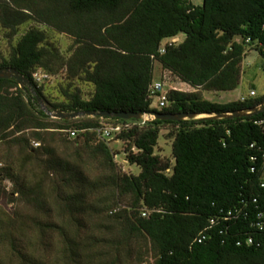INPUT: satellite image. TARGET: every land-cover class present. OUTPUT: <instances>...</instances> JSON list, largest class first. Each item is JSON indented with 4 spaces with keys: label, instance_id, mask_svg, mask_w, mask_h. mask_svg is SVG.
Segmentation results:
<instances>
[{
    "label": "trees",
    "instance_id": "1",
    "mask_svg": "<svg viewBox=\"0 0 264 264\" xmlns=\"http://www.w3.org/2000/svg\"><path fill=\"white\" fill-rule=\"evenodd\" d=\"M6 10L12 12L5 19L9 40L29 20L70 38L63 53L45 31L30 27L7 57L0 55V68L24 76L51 112L196 117L264 104V87L244 101L202 97L239 86L248 50L257 53L264 75V0H9L0 6L1 14ZM179 34L183 42L161 45ZM155 63L193 91L169 90L168 105L153 109L148 90ZM38 70L52 77L65 72L60 98L36 85ZM78 85L91 87L88 98ZM195 117L53 119L15 80L1 79L0 183L15 186L12 194L35 205V212L17 220L0 209V252L35 264L22 251L23 236H58L62 264H264V233L255 226L264 215V134L255 122L264 112ZM102 122L129 125L115 138L138 175L119 172L108 140L94 131ZM163 127H170L172 160L154 152ZM61 147L80 148L99 177L90 180L81 157L79 163L64 159ZM29 164L39 173H30ZM49 178L52 184L43 189ZM49 197L54 219L47 213Z\"/></svg>",
    "mask_w": 264,
    "mask_h": 264
},
{
    "label": "rangeland",
    "instance_id": "2",
    "mask_svg": "<svg viewBox=\"0 0 264 264\" xmlns=\"http://www.w3.org/2000/svg\"><path fill=\"white\" fill-rule=\"evenodd\" d=\"M4 2H9V0H0V6L4 4ZM194 5H201L202 0H192ZM7 13L1 14L0 11V55L2 57H7L10 46L18 39L28 28L36 27L40 30L45 31L50 37L51 40L54 41L61 52L65 53L69 45L71 44L70 38L57 34L56 32L52 31L47 26L37 23L33 20H29L28 22L20 25L17 27V32L14 38H8V34L10 32L9 28L6 27L7 20L6 15L10 12L7 16H11V11L6 10ZM185 39L184 34H179L175 39H166L163 40L161 45L164 46L165 44L175 43L179 44L183 42ZM67 54V53H66ZM243 68V75L240 80L239 86L230 92H202V97L207 99L211 102L216 103H226L229 101H234L239 99L241 96L248 97L249 92L251 90L255 91V96L263 91L264 87V75L261 70V60L258 57L257 53L252 50H248L246 53V57L242 64ZM64 76L65 72L62 71L56 76H50L48 73L43 71H36L33 75V80L37 86H42L45 89V93L54 98H60L58 95V84L64 83ZM159 79H164L165 88L170 90L172 87L180 88V90L184 92L192 91L191 88L187 87L186 85H182V83L173 77L168 72H163L162 69L159 68V64H154V79L153 81H157ZM83 94L84 98H88V95L91 91V87L89 85H78ZM253 88V89H252ZM151 107L155 110H158L157 102L152 100ZM205 115L196 116V119L203 118ZM111 123L109 122H102L101 125L110 126ZM170 131V127H163L160 130L159 138L157 141V145L154 148V152L161 158L170 159L172 160L171 154V142L172 140L167 138V134ZM99 138V137H98ZM100 139V138H99ZM101 140V139H100ZM109 147L114 154L113 161L117 165L119 172L127 174V175H138L139 168L135 165H130L126 160V155L124 153L125 144L122 141H117L116 138L113 136L112 139L107 141ZM32 147L35 146L32 143ZM61 156L64 159H68L71 162L79 163V156L81 160H83V164H81V169L86 175L89 177L90 180L99 177L100 169L97 165L88 160L87 155L78 147L72 149H64L60 148L59 150ZM3 149L0 147V155L2 154ZM172 162V161H171ZM5 166L4 162L0 163V168ZM29 172L36 174L39 173L38 169L29 164L28 166ZM52 179H45L42 185V188L46 189L49 185L52 184ZM40 183V182H38ZM15 186L8 184L7 182L0 183V209L4 211L6 214H10L11 216H15L17 220L25 219L28 214L35 212V205L26 204L23 199H20L17 194H12V190ZM8 194L11 192V196L13 197L14 201L10 202V200L5 196L4 191ZM48 210L47 213L51 217L52 209L51 206L53 205L52 198L47 199ZM125 203H128V200L122 204V206H126ZM54 219V217H51ZM24 240H27V244H24V249L22 251L25 252V257L30 260H34L35 264H62V260L60 258L59 251L61 249V242L62 237L58 236H23ZM86 237L84 236L83 239ZM96 236H92V239ZM94 240V239H93ZM0 260L3 261L2 264H21L22 258L18 259L17 257H10L5 252H0Z\"/></svg>",
    "mask_w": 264,
    "mask_h": 264
},
{
    "label": "water",
    "instance_id": "3",
    "mask_svg": "<svg viewBox=\"0 0 264 264\" xmlns=\"http://www.w3.org/2000/svg\"><path fill=\"white\" fill-rule=\"evenodd\" d=\"M1 79H13L17 82L19 88L23 92H28L36 99L39 108L48 116L53 119H62V120H73L80 117H99V118H117L122 120H140L142 119V115L140 114H133V113H109V112H51L49 111L46 106L43 104L42 100L36 94L34 89L32 88L31 83L22 76L19 72L15 69L9 68H0V80ZM264 112V104L260 107H255L247 111H238L233 113L227 114H215V115H205L203 118L199 119H231V118H243L249 116L251 114H258ZM154 119L162 120V121H173V122H180L182 120H189L194 118L193 114H162V113H153ZM196 118V117H195Z\"/></svg>",
    "mask_w": 264,
    "mask_h": 264
},
{
    "label": "built area",
    "instance_id": "4",
    "mask_svg": "<svg viewBox=\"0 0 264 264\" xmlns=\"http://www.w3.org/2000/svg\"><path fill=\"white\" fill-rule=\"evenodd\" d=\"M160 53L163 52V49L161 48L159 50ZM164 73L168 72L166 70H162ZM169 74H171L170 72H168ZM172 75V74H171ZM173 77H175L174 75H172ZM177 80H179L177 77H175ZM186 85V84H185ZM187 87L191 88L190 86L187 85ZM192 89V88H191ZM170 90H180V88H175L172 87ZM168 91L165 88V84H164V79H159L157 81H152V83L149 86V90H148V96L150 99L155 100L157 102V106L159 109H162L164 107H166L168 105V99H167V94ZM193 91V89H192ZM255 95V92L253 90H251L249 92V97H253ZM240 101H244L245 97L241 96L239 98ZM154 119V115L153 113H149V114H144L142 115V120L143 121H150ZM256 124L261 126V130L262 133L264 134V120L259 121V122H255ZM129 125L126 124H110V126H104V125H100V127H97L94 131L96 132V134L101 138V139H105V140H110L112 139V137L117 134H119L124 128H128ZM70 137L75 136V131H68ZM33 145L36 147L39 144L38 143H33ZM254 160V158H252ZM254 169H251V172H253ZM264 171V168H263ZM264 186V181L261 184V187ZM143 216H145V213H142ZM257 219H259L258 222L255 223V226L257 227V229L260 232L264 233V215L262 214H258ZM200 242V240H198ZM248 243H251V240H248Z\"/></svg>",
    "mask_w": 264,
    "mask_h": 264
},
{
    "label": "crops",
    "instance_id": "5",
    "mask_svg": "<svg viewBox=\"0 0 264 264\" xmlns=\"http://www.w3.org/2000/svg\"><path fill=\"white\" fill-rule=\"evenodd\" d=\"M159 68H160V69H162V68L160 67V65H159ZM153 79H154V78H153ZM182 85H185V84H184V83H182ZM186 86H187V85H186ZM234 101H235V100H234ZM229 102H230V101H229Z\"/></svg>",
    "mask_w": 264,
    "mask_h": 264
}]
</instances>
